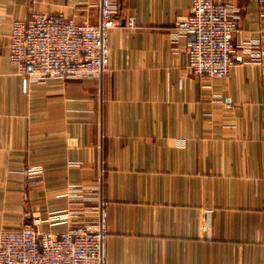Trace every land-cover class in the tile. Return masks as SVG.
<instances>
[{"label": "crops", "instance_id": "crops-1", "mask_svg": "<svg viewBox=\"0 0 264 264\" xmlns=\"http://www.w3.org/2000/svg\"><path fill=\"white\" fill-rule=\"evenodd\" d=\"M216 1L240 15L226 77L187 69L173 31L192 0H117L136 25L109 31L104 75L24 91L12 22L42 11L97 24L100 0H0V227L63 230L67 193L88 187L106 203L107 264H264V9ZM89 205L75 221L95 220Z\"/></svg>", "mask_w": 264, "mask_h": 264}, {"label": "built area", "instance_id": "built-area-1", "mask_svg": "<svg viewBox=\"0 0 264 264\" xmlns=\"http://www.w3.org/2000/svg\"><path fill=\"white\" fill-rule=\"evenodd\" d=\"M264 9V0H256ZM122 4L100 0L99 22H77L62 13L33 12L26 20L15 19L8 34V62L20 76L22 89L50 78L100 77L109 68V31L134 28L132 17L121 18ZM240 21L239 9L216 0H192L189 13L176 20L173 34L185 39L187 69L197 77L222 78L235 65L233 37ZM174 37V36H173ZM250 52V48H244ZM76 146L74 139L67 148ZM94 188L77 187L67 193L66 209L55 216L63 230L37 229L41 220L32 218L16 228L0 227V264H107L106 203ZM96 204L95 220L87 216ZM93 209V208H91Z\"/></svg>", "mask_w": 264, "mask_h": 264}]
</instances>
